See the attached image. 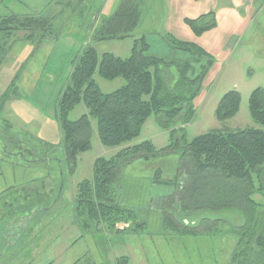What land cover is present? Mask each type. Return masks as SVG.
I'll use <instances>...</instances> for the list:
<instances>
[{
  "label": "rangeland",
  "instance_id": "374dc122",
  "mask_svg": "<svg viewBox=\"0 0 264 264\" xmlns=\"http://www.w3.org/2000/svg\"><path fill=\"white\" fill-rule=\"evenodd\" d=\"M120 1L0 2V15L44 11L54 15L57 35L56 39L38 46L15 39L23 36L22 32L3 39L7 41L0 63V224H7L15 217L22 220L18 216L23 215L27 230L21 233L17 245L0 246V254L15 253L14 259L17 257L11 261L1 257L0 264H24V258L25 264H117L120 257H126L127 264H226L229 259L233 240L228 236H211L201 227L195 229V234H174L163 228L167 214L175 217L174 224L185 226L201 224L203 217L232 219L220 212L212 216L203 208L185 218L177 204L171 205L174 211L166 207V199L186 179L177 152L167 150L168 154L154 159L134 160L121 171L118 198L133 206L137 214L135 221L124 225L135 227L136 221L145 222L138 233L129 230L114 233L106 225L96 231L95 224L81 229L73 223L72 204L77 183L91 178L94 160L108 159L123 147L150 140L161 149L182 136L190 141L209 131L264 130V125L251 118L248 107L251 91L264 88V0H250L246 5L234 7L237 15H232L227 11L229 6H225L216 27L192 37L209 49L214 64L194 101V115L183 130L174 134L164 130L152 114L137 137L118 146H105L98 139L95 120L91 119V147L78 155L77 166L69 173L62 161L55 103L67 83L74 57L89 43L98 55L108 52L126 58L133 40L143 34L148 38L151 52L164 55L168 50L163 38L168 34L180 37L177 34L180 30L172 29L171 33L175 34L167 30L168 21L173 23L174 18L168 0H138L141 19L130 36L92 40L94 27L102 18L111 16ZM220 1L209 4L201 0V9L213 11L215 6L222 7ZM93 79L104 93L124 84L122 77L106 80L97 72ZM230 90L240 95L238 111L218 120L217 103ZM85 113L87 108L80 103L68 118L75 120ZM254 198L262 201L259 194Z\"/></svg>",
  "mask_w": 264,
  "mask_h": 264
},
{
  "label": "trees",
  "instance_id": "16d2710c",
  "mask_svg": "<svg viewBox=\"0 0 264 264\" xmlns=\"http://www.w3.org/2000/svg\"><path fill=\"white\" fill-rule=\"evenodd\" d=\"M140 19L139 1L121 0L114 13L102 18L94 27L91 38L101 41L130 36ZM53 21L54 15L46 11L0 15V63L7 41L3 39L7 35L22 32L23 36L15 39L34 42L38 46L57 38ZM183 21L195 36L216 27L213 11L195 18L186 17ZM163 39L168 50L164 55L152 53L148 38L143 34L133 40L126 58L108 52L98 55L89 43L74 57L67 83L55 103L62 161L67 172H74L78 155L91 147V119L95 120L98 139L105 146H118L137 137L152 114L159 125L172 134L183 130L192 119L194 101L214 59L194 42L169 34ZM94 72L106 80L122 77L124 84L104 93L93 79ZM80 103L86 106L87 113L70 120L68 114ZM239 103L240 95L236 90L224 93L215 109L216 118L224 120L233 116ZM248 107L251 118L264 125V88L251 91ZM180 139L161 149L150 140H143L121 148L108 159L96 158L91 178L76 185L73 223L81 229L95 224L96 231L106 225L114 233L126 230L138 233L145 222L136 221L135 227L124 225L135 221L137 214L133 206L118 198L121 171L134 160L147 161L170 151L177 152L186 179L181 180L180 189L172 192V198L166 199V207L174 211L172 207L177 204L185 218L203 208L212 216L220 212L229 214L232 219L227 222L222 218L203 217L201 224L185 226L174 224L175 217L167 214L164 230L174 234H195V229L201 227L211 236H228L233 240V246L226 264H264V130L209 131L190 141L183 136ZM258 194L262 201L254 198ZM18 217H23V221L15 217L14 224L27 228L25 216ZM127 262L126 257L117 259V264Z\"/></svg>",
  "mask_w": 264,
  "mask_h": 264
},
{
  "label": "crops",
  "instance_id": "0c3cea01",
  "mask_svg": "<svg viewBox=\"0 0 264 264\" xmlns=\"http://www.w3.org/2000/svg\"><path fill=\"white\" fill-rule=\"evenodd\" d=\"M167 1V0H166ZM217 0H214L215 4ZM223 1V3H222ZM250 0H221L220 2L223 4L221 5L218 3V6H222L217 8L214 5L215 9L213 12L215 13V18H216V25L220 23V20H222L223 16V8L225 6H229V9L227 10L230 12L232 15H237L236 10L234 7L237 6H243L246 5ZM201 0H168V9L171 6L172 9L174 10V18H173V23H167V30L168 32H172L171 30H180L177 31V34L180 36L178 37L179 39L194 42L201 47H203L207 52L209 49H207L205 46H203L202 43H199L195 41V38H192L195 36L191 30L188 28V26L184 23L183 19L184 18H195L199 16L200 14L206 13V11H202L201 8H203V4H200ZM207 3H213V0H206ZM252 2V0L250 1ZM212 11V10H211ZM175 20V21H174ZM176 28V29H175ZM175 34V33H171ZM177 37V36H176ZM25 225V224H24ZM27 230L26 227L20 226V224H14V221L8 222L7 224H0V246H12V245H17L18 244V239H20V235L22 232H25ZM1 257H4L6 260L9 259V261L13 260L15 257V253L13 254H7V255H2L0 254V259ZM11 258V259H10ZM17 260V257L14 259ZM24 264L27 263V259L24 258ZM12 264H17L16 262H12ZM20 264V263H19Z\"/></svg>",
  "mask_w": 264,
  "mask_h": 264
}]
</instances>
